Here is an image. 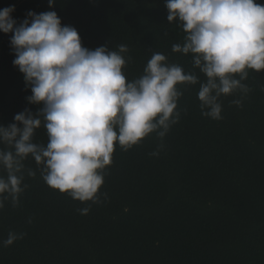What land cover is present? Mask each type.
Segmentation results:
<instances>
[{"label": "trees", "instance_id": "16d2710c", "mask_svg": "<svg viewBox=\"0 0 264 264\" xmlns=\"http://www.w3.org/2000/svg\"><path fill=\"white\" fill-rule=\"evenodd\" d=\"M9 5L17 23L28 11H55L89 49L126 45L128 80L142 74L154 52L205 79L191 54L172 52L185 33L167 21L164 0H55L51 8L48 0H0V9ZM11 35L0 32L4 126L38 107L26 100L31 89L12 63ZM242 83L247 94L221 96L220 120L201 114L199 83L178 85L181 117L164 147L150 155L161 143L155 133L127 151L117 144L99 189L108 197L101 204L49 187L39 171L26 175L19 206L6 201L0 210V242L9 231L26 235L0 243V264H264V71L249 70ZM242 95V106L231 103ZM34 140L47 143L43 126ZM25 164L37 168L31 157ZM89 204L87 214L78 211Z\"/></svg>", "mask_w": 264, "mask_h": 264}, {"label": "clouds", "instance_id": "9594fccd", "mask_svg": "<svg viewBox=\"0 0 264 264\" xmlns=\"http://www.w3.org/2000/svg\"><path fill=\"white\" fill-rule=\"evenodd\" d=\"M164 3L167 21H177L185 33L172 52L191 54L192 67L204 75L203 81L159 52L151 55L141 75L128 80L123 71L131 59L125 57L126 45L89 49L55 11H28L17 23L10 15L14 5L0 9V32L12 33V63L31 89L26 100L38 105L35 112L25 108L12 123L0 124V210L6 201L19 206L28 187L25 176L35 178L37 171L49 187L80 202L101 204L108 197L99 189L117 144L127 151L155 133L161 143L150 155L164 147L163 138L181 117L183 91L178 85L199 83L201 114L214 120L222 119L221 96L247 94L242 81L249 70L264 71V5L256 0ZM54 4L48 0L49 8ZM242 100L243 95L231 103L242 106ZM41 126L46 144L34 140ZM29 157L35 170L26 167ZM91 204L78 211L87 214ZM25 235L9 231L0 243L6 247Z\"/></svg>", "mask_w": 264, "mask_h": 264}]
</instances>
